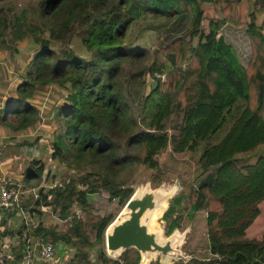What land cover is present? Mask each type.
<instances>
[{"label": "trees", "instance_id": "obj_1", "mask_svg": "<svg viewBox=\"0 0 264 264\" xmlns=\"http://www.w3.org/2000/svg\"><path fill=\"white\" fill-rule=\"evenodd\" d=\"M14 1L0 0V49H14L26 38L41 49L17 85V98L0 110V123L15 131L34 127L40 120L34 94L47 85L68 91L66 103L55 110L63 120L53 134L52 156L83 174L48 192L41 190L39 198L31 194L35 202L30 210L31 199L21 203L30 213L53 206L66 222L63 227L41 221L32 227L23 224L16 233L25 237L10 264H17L35 242L54 245L65 264H138L136 249L119 260L105 251L100 260L92 258L95 248L105 245L115 215L95 213L88 195L106 191L110 200L124 206L135 191L131 171L140 166L159 170L157 157L170 145L174 153L199 152L203 146L195 179L219 166L213 183L204 180L196 188L192 182L164 214L168 235L181 228L184 214L196 234L198 228L206 229L205 250L200 237L195 247L193 241L188 245L198 255L206 251L199 257L207 259L177 264H264V236L247 237L264 201V153H258L264 149V0H247L253 6L246 14L239 11L243 0H38L37 6L30 3L20 11ZM203 4H214L223 13V18L210 19L208 31L203 28ZM146 16L189 18L190 25L153 49L126 43L132 25ZM228 22L247 29L253 51L248 66L221 34ZM75 39L90 59L71 47ZM52 43L63 48H52ZM128 65L137 70L128 74ZM147 74L158 82L148 94ZM175 114L182 121L170 135L166 120ZM8 116L15 122H7ZM226 125L224 137L212 144ZM31 166L24 185L35 187L45 165L38 160Z\"/></svg>", "mask_w": 264, "mask_h": 264}, {"label": "rangeland", "instance_id": "obj_2", "mask_svg": "<svg viewBox=\"0 0 264 264\" xmlns=\"http://www.w3.org/2000/svg\"><path fill=\"white\" fill-rule=\"evenodd\" d=\"M38 0H15V4L17 5L16 11H20L22 8H25L30 5L37 6L36 2ZM10 4V2H9ZM11 6V4L9 5ZM251 4H247V0H243L240 13L246 14L250 12L252 9ZM203 8L205 11V18L203 21V28L205 31L209 30V23L211 18H223V13L221 10L214 4H203ZM249 21V17L246 18ZM192 22V19H191ZM190 19L186 18L184 20H180V18H176L173 20L167 19H154L151 16H146L134 23L127 33L126 43L133 45H142L149 49H153L155 47H159L162 44L170 41L173 37L182 35L189 28ZM247 29L245 26L237 27L232 23H226L221 29V34L225 36L227 42L235 47L237 50L241 62L248 66L252 56V46L250 38L247 34ZM46 37H48L49 33L47 32ZM77 39L71 44L72 48H76V52L83 57L86 56L87 59H90V54L87 52V49L83 46L81 40L76 42ZM50 47L60 50L63 48L61 44H50ZM79 47V48H78ZM41 49V46L37 45L32 38H26L24 40L18 41L15 48H11L9 50L0 49V64L4 68V74L6 75L8 81L12 86H16L17 84L23 81L22 78L25 77L28 69V65L30 61L33 59L35 53ZM145 65L141 67L144 68ZM137 69L132 68L130 65L127 66V73L134 72ZM150 74L146 75L147 78V86L146 93H150L153 89L152 82L149 79ZM42 90V89H39ZM56 91L52 92L51 98L50 91L47 89H43L41 92H36L38 95L36 96V100L34 104L40 110V120L38 122L37 135L39 138H43L40 141V144H34L33 149H29L34 157L37 158L40 162H43L45 165V171L42 178V181L39 185L35 186L39 191L44 190V192H48L52 188L57 185H63L68 177L80 176L83 174V170H74L68 167L63 160L60 158H54L52 156V134L59 127L60 122H62L63 118L60 112L55 111L61 105L66 103L67 95L69 92L64 90L63 88H56ZM48 97V98H47ZM59 100H58V98ZM47 100L45 101V99ZM57 98V99H55ZM129 101L131 106L134 108V111L138 112L137 105L132 101L131 97H129ZM50 113L49 117L47 114ZM51 117V118H50ZM182 115H172L166 120V129L170 135L177 133V127L180 124ZM11 122H15L14 117L10 118ZM50 121V123H48ZM227 125L220 130L212 139V144L218 143L227 132ZM32 136V138H35ZM36 141V140H35ZM38 145V148L37 146ZM264 147V146H263ZM261 147V148H263ZM35 149V150H34ZM203 151V146L200 147L199 152H184V153H174L172 150V146H168L167 149L161 152V154L157 157L159 161V170H152L145 166H140L137 169L131 171V174L128 176L133 179V183L131 186L134 190H137L139 187H144L147 184H150L152 188L160 187L163 185L167 189H171L175 187V191L173 194V198L181 194L183 191H188L192 182L196 188L200 185V183L207 182L213 183L217 176V171L219 166H214L210 169L207 175L199 179H195L198 174V157L199 154ZM263 150H259L260 153ZM256 152L245 154L244 156H253L256 155ZM32 168L31 163L29 166L30 170ZM10 181L8 178H5ZM159 179H164L163 182L159 184L157 182ZM195 179V180H194ZM3 180L0 179V181ZM23 188L31 189L34 187L22 185ZM32 195L30 193H25L21 199V203L27 200H32V204L28 207V210L33 208L35 199L31 198ZM89 202L95 207V213L101 215L114 214L115 218L120 214V212L124 209L125 206L119 204L117 199L110 200L109 194L106 191L102 193H93L88 195ZM74 209H78L76 206ZM177 211H180V206H177ZM260 215L248 229L247 237L252 240H261L264 236V201L260 204ZM28 210H25L28 215H30L31 219L27 220V225L29 227L34 226L37 222L41 221L44 224H57L60 227H63L66 220L61 219L60 211L55 209L53 206L41 207L39 212L30 213ZM200 213V212H197ZM196 213V214H197ZM178 214V213H176ZM181 228L185 231L188 230V234L193 233L196 230L195 227L190 226L191 223L187 222V218L185 214L181 218ZM154 229H165L168 230L169 221H163V218L157 219L154 223ZM29 230H26L27 233ZM183 233L182 230H180ZM198 234L200 237V243L203 250L206 248V229L203 231L198 228ZM107 252L105 245L101 248H95L92 254V258L94 260H100L101 253ZM206 251H202L201 256H205ZM209 257V255H207ZM210 258V257H209Z\"/></svg>", "mask_w": 264, "mask_h": 264}, {"label": "water", "instance_id": "obj_3", "mask_svg": "<svg viewBox=\"0 0 264 264\" xmlns=\"http://www.w3.org/2000/svg\"><path fill=\"white\" fill-rule=\"evenodd\" d=\"M149 79L156 88L158 82L150 76ZM141 188L133 192L124 209L106 229L107 254L120 258L127 250L136 249L140 253L138 264H173L180 260H192L194 256L185 254L181 249L188 230L181 233L177 227L168 235L165 229H154V221L164 217L175 198V187L167 189L161 185L152 188L147 184Z\"/></svg>", "mask_w": 264, "mask_h": 264}, {"label": "crops", "instance_id": "obj_4", "mask_svg": "<svg viewBox=\"0 0 264 264\" xmlns=\"http://www.w3.org/2000/svg\"><path fill=\"white\" fill-rule=\"evenodd\" d=\"M2 67L3 66L0 64V110H5L8 106V103L11 100H15L17 98L16 88L18 84L15 87L11 85V83L8 81L9 78H7L4 74V68ZM22 79L24 80L25 78ZM44 88L50 91L48 97L52 92L56 91L54 90L56 89L54 86H44L41 89L43 90ZM42 90L38 91L41 92ZM51 98H53L52 95ZM49 115L50 113L47 114L48 117ZM10 118L11 116H8L6 121L10 122ZM48 123H50V121H48ZM37 127L38 124L34 127L15 131L10 126L0 123V179L3 178V180H6L5 178H8L10 180L9 182H12L16 185H24V176L29 169L30 163L32 161H38L29 149H33V145L35 143L40 144V141L43 140V138L40 139L37 135ZM35 135L36 137L32 138V136ZM24 141L31 142V145H23L22 142ZM36 146L38 148V145ZM28 218L31 219L30 215L26 213L25 209L20 208L6 210L0 206V250L3 251L7 256V264H10V262L14 260V251L15 249L19 248L21 239L25 237L23 236V238H20L16 232L21 229L23 224H28L26 220ZM190 226L193 227V223L190 224ZM199 237L201 236L198 233L196 234L195 230L191 234H188L187 232L181 249L185 254L194 256L193 258L207 259L199 257L201 254L199 253L198 255L194 251L195 248L189 249V245H191L190 243L192 241L193 245L191 246L195 247L194 245L197 243ZM40 245L41 244L35 242L31 245V247L37 248L38 250ZM114 259L119 260L120 258L117 257ZM36 264H41V262L37 261ZM58 264H65V262H60ZM173 264H177V262Z\"/></svg>", "mask_w": 264, "mask_h": 264}, {"label": "built area", "instance_id": "obj_5", "mask_svg": "<svg viewBox=\"0 0 264 264\" xmlns=\"http://www.w3.org/2000/svg\"><path fill=\"white\" fill-rule=\"evenodd\" d=\"M158 77L165 78V75H158ZM49 86L53 85H47L46 87ZM37 95L38 93L34 94L33 102H35ZM14 185L16 184L9 181L7 182V180H2L0 182V206L6 210L20 209L21 199L25 193H30L36 198L40 197V191L37 187L26 189L19 184L17 186ZM78 213L81 214L80 209ZM40 246L41 249L38 250L37 248L29 247L23 258L17 264H36L37 261H40L41 264H58L61 262L57 258V249L54 245L51 243H41ZM6 259L7 256L5 253L0 250V264H7Z\"/></svg>", "mask_w": 264, "mask_h": 264}, {"label": "bare ground", "instance_id": "obj_6", "mask_svg": "<svg viewBox=\"0 0 264 264\" xmlns=\"http://www.w3.org/2000/svg\"><path fill=\"white\" fill-rule=\"evenodd\" d=\"M142 188H143V187H142ZM142 188H141V189H142ZM137 190H138V189H137ZM137 190H136V191H137ZM163 194H164L165 196H168L167 193H163ZM165 204H166V201H164V205H165ZM155 222H156V220L154 221V223H155ZM154 226H155V225H154Z\"/></svg>", "mask_w": 264, "mask_h": 264}]
</instances>
